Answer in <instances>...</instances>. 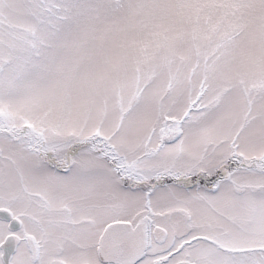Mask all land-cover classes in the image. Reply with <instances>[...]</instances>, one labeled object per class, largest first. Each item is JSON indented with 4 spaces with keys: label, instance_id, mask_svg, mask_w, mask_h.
I'll return each mask as SVG.
<instances>
[{
    "label": "snow or ice",
    "instance_id": "6c2138e0",
    "mask_svg": "<svg viewBox=\"0 0 264 264\" xmlns=\"http://www.w3.org/2000/svg\"><path fill=\"white\" fill-rule=\"evenodd\" d=\"M0 264H264V0H0Z\"/></svg>",
    "mask_w": 264,
    "mask_h": 264
}]
</instances>
